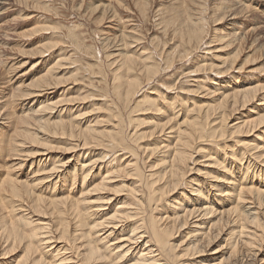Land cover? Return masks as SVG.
Instances as JSON below:
<instances>
[{
	"label": "bare ground",
	"instance_id": "6f19581e",
	"mask_svg": "<svg viewBox=\"0 0 264 264\" xmlns=\"http://www.w3.org/2000/svg\"><path fill=\"white\" fill-rule=\"evenodd\" d=\"M247 1L213 0L212 7L208 8L211 10L210 21L218 24L225 16H232L236 9L254 10ZM2 5L1 1L0 9ZM185 5L174 15L172 32L173 36L179 37L184 52L178 50L176 55L166 54L162 57L166 64L163 70L169 69L175 60L189 57L206 43L203 40L207 35L209 18L207 20L202 15L204 5L201 0H187ZM240 23L236 29L221 35H216L214 28V34L207 43L217 40L228 41V45H231L248 40L252 30H245L243 23ZM0 29L7 35L1 25ZM227 36L229 38L224 40ZM53 43H41L31 55L40 57L38 60L42 61V57L55 49ZM125 53L118 54L119 70L123 71L116 72L114 78L119 82L114 88L118 99H124L122 102L134 95L145 82H152L161 71L160 65ZM23 57L12 62L11 67L15 65L12 71L27 63ZM66 59L65 56H57L20 94L11 92L6 97L7 92L0 86V102H7L0 106L4 109L13 101L32 98L28 107L24 108L25 104H22L13 116L6 113L11 122H0L5 130H10L8 135L0 133V153L13 160L9 172L5 171L0 176V258L12 257L19 251L21 254L8 264H264V144H259L263 141L259 132L264 134V112L248 109L250 114L246 117L230 119L237 109L253 106L257 100L264 103V83L225 84L224 91H215V95L220 96L218 110L215 111H201L200 107L196 111L193 107L184 111L177 98L166 103L164 108L171 111L166 116L168 122L158 124L154 128L156 130L150 132L156 143L146 149L151 155H159L162 167L157 173H147L139 151L142 146L130 147L120 118L115 120L110 130L97 129L90 120H83L82 114L71 112L72 107L67 101L70 97L66 98L65 95L70 91L65 88L69 82L60 81L56 76ZM224 64L216 69L213 63L193 66L188 75L198 74V67L201 66H208L206 69L209 72L225 75L234 68V61ZM233 79L236 80L235 77ZM198 80L193 78L192 81L199 83ZM60 86L63 88L59 95L52 99L51 93ZM155 107L157 110L163 108L156 104ZM47 109L57 110L56 120H51L52 116L36 118ZM117 113L115 116L120 117L119 111ZM179 114L182 120L177 123L174 120ZM1 115H5V110ZM166 132L174 133V136H166ZM38 133H42L45 141L38 140ZM247 135H253L255 142L251 143L245 137ZM232 137H237L234 145L239 150L235 153L226 143ZM63 138L76 144L70 143L65 151L53 147L52 143L59 144ZM24 144L32 146V151L22 155L26 159H21L18 156L24 152L16 147ZM95 147L99 148L97 152ZM219 149L224 150L220 156L217 155ZM225 149H230V161L225 156ZM117 151H125L129 159L121 160V156L115 154ZM60 152L71 154L64 158ZM195 153H200V157L204 158L203 164L200 162L203 167L220 166L218 171L226 173L227 170L228 176L236 169L238 178L233 181L229 191L223 192L227 196L220 199L223 201L215 199L220 195L218 185H210L206 180L219 181L222 177L200 167L196 169L198 173L200 170L202 177L205 176L204 179H198L191 172L193 165L199 164L198 159L194 158ZM35 158L38 164L32 171L33 175L26 176V180L18 179L16 171L28 159L30 166L35 164ZM76 160L77 163L80 161L79 173L75 166L68 178L70 188L65 195L52 193V197H45L34 190L33 185L47 184L40 190L54 187L58 181L63 185L66 166ZM121 174L127 176L124 179L130 184L126 198H120L122 193L110 187L113 179ZM88 179L92 180L88 182ZM77 180L80 181V188L74 191ZM205 183L208 185L204 186ZM153 185L159 187L154 188ZM183 186L189 187L188 192L192 193L186 204L174 199L175 204H180H174L177 208L166 203L171 212L155 215L159 204ZM212 188H216V191H213L211 198ZM90 193L98 194L95 200L86 197ZM183 194V191L179 192L178 197L184 198ZM88 203L94 205L88 206ZM173 237L181 241L176 244L175 240H171ZM221 240L224 244L215 247ZM223 249H227V252L224 253ZM128 253L131 256H126ZM218 253L222 256L215 258ZM207 254L214 257L212 261H208Z\"/></svg>",
	"mask_w": 264,
	"mask_h": 264
},
{
	"label": "rangeland",
	"instance_id": "374dc122",
	"mask_svg": "<svg viewBox=\"0 0 264 264\" xmlns=\"http://www.w3.org/2000/svg\"><path fill=\"white\" fill-rule=\"evenodd\" d=\"M1 1L3 5L0 9V25L7 33V35H4V30L0 29V86L7 92L5 96L7 97L11 92L20 94L30 81L43 72L47 64L55 60L59 55L65 56L67 58L65 61L66 63L64 62V65L62 64L63 67L56 76L59 77L60 81L69 82L65 88H69L70 91L66 92L65 95L66 98L70 97L67 101L70 104L69 106L72 107L71 112L82 114V116H84V118L82 117L83 120H90V123L97 129L110 130L115 120L120 118L122 130L129 137L130 147L136 148L137 145L142 146L139 151L143 165L146 171L148 170L147 173H157L162 167V161L159 155H151L146 149H149L156 143V140H154L150 132L155 131L156 129L154 128L158 124L168 122L166 116L171 114V111L170 109L167 110L164 108L166 103L168 104L174 98H177L181 109L184 111H187L186 108L192 107L195 109H193L194 111L198 109L197 107H200L201 111L203 109L215 111L220 100V96L215 95V91H224L225 84L257 81L264 83V0H246L247 4L254 10L246 11L244 9H236L233 12V17L229 15L225 16L215 25L214 22L210 21L211 10L209 11L208 9L212 7L213 0H201V3L204 5L203 7L206 8L204 9L202 7L204 11L202 15L204 17L206 16L207 20L209 18V25H207L206 28L207 35L203 40V42L206 43L202 44L198 50H194V52H192L189 57L184 58V60H175V63L169 69L165 70L163 69L166 64L162 57L166 54L176 55L178 50L181 53L184 52L182 51L183 46L179 44V37L176 35L173 36L172 32L174 28V15L180 8L183 9L186 7L185 4L187 0H0V2ZM240 22L243 23L245 30H252V34L248 40L231 45H228V41L219 42L217 40L207 43L214 34V28L217 30L215 32L216 35H221L236 29V26L241 24ZM227 38H229V36L224 40ZM47 41L54 42L53 44H55L56 47L54 50L50 51V53L48 52L47 55L42 57V61L38 60L40 57H36L34 54L31 55L41 43ZM208 50H210V53L207 54L206 51ZM117 52H121L122 54L126 52L125 54L133 55L136 58L141 56L146 58L148 62L161 66V71H159L158 76H156L152 82L148 84L145 82L141 85L138 91L134 95H130L125 102H122L124 99L121 101L118 99L116 88H114L116 85H119L118 81H114L115 75L117 74L116 72L121 73L123 71L119 70L120 57ZM21 57H23V60H26L27 63L22 68L12 71L11 68L15 66L12 65L13 67H11L12 62ZM212 57L214 59H211ZM231 61H234V68H231V71L225 75L215 74V71L209 72V69H206L208 66L198 67L200 70L196 75H188L192 72L193 66H199L203 63H213L216 69L223 63L226 65ZM233 77H235L236 80L233 79ZM193 78H198L199 83L193 82ZM8 79L11 80L7 83ZM144 79L143 77L142 80ZM210 80H213L214 83H210ZM17 85H19V87H16ZM61 88L63 87L60 86L58 90L51 93L50 97L56 99ZM209 91H214V93H209ZM262 95L264 96V92ZM0 96L2 95L0 94ZM31 101L32 98H28L25 100L13 101V104L9 105L7 109L0 107V122H11L10 117H7L6 113L9 112L11 116H13L19 111V107H21L22 104H25L24 108H26L30 105ZM258 101L259 100L255 101L256 103L253 106L249 105L246 108L237 109L234 112V116L230 117L231 121L234 120V118L242 119L246 117L250 114L247 111L248 109H255L260 113L264 112V103H259ZM6 103V101H1L0 106ZM32 103L34 104V101ZM155 104L163 108L157 110ZM64 106L66 107V105ZM3 110H5V115H1ZM51 110L52 109L45 110L42 115H36V118L41 116V118L38 119H46L52 116L51 120H56V114L58 112L56 109ZM117 111H119L120 117L115 116L118 115ZM61 113L63 115L65 114L64 111ZM230 119L228 118L227 120V122L229 121V125L231 123ZM181 120L182 117L181 114H179L174 121L178 123ZM216 121H218V119ZM0 133L8 135L10 130H5L4 125L0 123ZM259 135L261 139H263L262 143H259L262 145L264 144V134L259 132ZM166 136H174V133H167ZM37 137H40L38 138L39 141H45L42 133H38ZM101 137L103 139L107 138L105 136ZM245 137L249 139L251 143L255 142L253 140V138H255L253 135H247ZM235 139H237V137H232L226 141V143L231 146L228 148H233V153L239 150V148L236 149L237 146L234 145ZM60 140L62 142L59 144L52 143V145L53 147H60L56 149L62 151L67 150L70 143L76 144L67 138ZM47 142L46 139V144ZM95 148V152H97L99 148ZM16 149H20V151L24 152L20 153L21 156L18 157L26 159V156L22 155H25L28 151H32V146L29 147V144H24V146L16 147ZM225 151L227 152L225 156L227 160L230 161V149H225ZM221 153H224L223 149H219V154L217 153V155L220 156ZM51 154L55 153L52 152ZM60 154L64 158H68L71 153L60 152ZM115 154L121 156V160L129 159L127 158L129 154L125 151H117ZM193 155L195 159H198L197 162H199V164L195 163L193 165L194 169L191 171L195 177L198 179H204L205 177H202L200 170L198 173L197 167L206 169L219 178L222 177L219 181H209V179H205L210 185H218L216 187L219 188L220 195L215 196V199L223 201L220 199L224 196L227 197L223 195V192L229 191L233 181L238 178L236 176V169L232 171L231 176H228L226 175V173H229L227 170L226 173L218 171L220 166L217 168H210L200 165L201 163L203 164L204 159L200 157V153L198 155H196V153ZM106 159H108V156ZM12 161L10 157L0 153V176L4 175L5 171L9 172V165ZM50 161L51 160L47 161V164ZM25 162L26 163L16 171L18 173V179L21 180H26L27 177H31L33 175L32 171L37 168L38 164L36 158L34 160L35 164L31 166L29 159ZM78 163H80L79 160ZM78 163L76 160L70 162L66 166L63 179L65 182H63V185L58 181L54 187L48 188L47 190H40L47 184L42 186L33 185L34 190L37 193L40 192L42 196L45 197H52V193L65 195L66 190L70 188V186H68V178L75 166L76 172L79 173ZM12 175L15 174L12 173ZM94 177H96V175ZM126 177L125 174H121L115 177L110 183V187L122 193L120 198L125 197L129 189L127 187L130 185L129 181L124 179ZM92 179H88V182ZM225 179L230 180V182H225ZM207 183H205L204 186L208 185ZM153 187L157 188L159 185H153ZM79 188L80 181L77 180L74 191H78ZM214 189L216 188L210 189L211 198L214 193L213 191H216ZM181 191L184 193V198L178 197V193ZM188 191L189 187H180L178 192L168 198L166 197L167 199L165 198L164 201L159 204L158 210L154 214L160 215L163 212H171V208H168L166 203H170L173 207L177 208L175 205L180 204H175L173 202L174 199L186 204V201L192 196V193ZM90 194L86 197L91 199V201L95 200L98 195L97 193ZM91 205L94 204L88 203V206ZM262 210H264V207ZM171 240H175L176 244L181 241V239H174V237ZM220 244H224V242L222 240L219 241L215 247H218ZM226 250L227 249H223V252H227ZM174 252L176 253V251ZM18 254H21V252L18 251L17 254L12 257L0 258V264H8ZM126 256L129 257L131 254L128 253ZM207 256L209 257V262L214 258L210 254H207ZM221 256L222 255L218 253L215 258H220ZM46 257L47 259L50 258L49 256ZM128 257L122 259V262ZM258 262H260V260H258ZM160 263H162V261H160Z\"/></svg>",
	"mask_w": 264,
	"mask_h": 264
}]
</instances>
